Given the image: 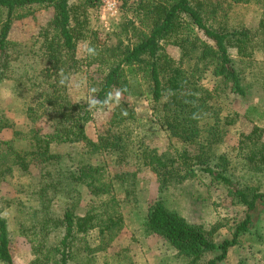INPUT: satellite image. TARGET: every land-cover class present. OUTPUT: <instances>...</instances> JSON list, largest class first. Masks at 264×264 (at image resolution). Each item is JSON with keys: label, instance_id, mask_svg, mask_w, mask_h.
Here are the masks:
<instances>
[{"label": "trees", "instance_id": "16d2710c", "mask_svg": "<svg viewBox=\"0 0 264 264\" xmlns=\"http://www.w3.org/2000/svg\"><path fill=\"white\" fill-rule=\"evenodd\" d=\"M92 1L83 0L84 9ZM128 1L122 0V4L126 6ZM250 2L261 9L255 33L226 18V10L232 5ZM32 6L52 7L51 19L30 41L13 42L8 38L13 20L31 14ZM76 9L74 0H0V80H23V86L32 92L23 126L0 114V133L6 128L11 130V136L0 138V181L13 170L28 174L30 165L38 163L33 190L37 200L35 218L22 232L36 254L31 264H71L77 260L89 263L93 259L91 252L104 250L123 225L113 193L117 185L109 180L107 168L90 160L70 167L64 161L65 155L54 151L60 145L82 142L90 158L106 152L120 164L126 163L128 154H135L129 136V125L136 123L135 111L127 101L120 100L114 106L107 131L93 141L86 134V124L95 110H88L87 99L73 102L68 95L70 75L79 64L76 45L84 36ZM137 9L136 21L129 19L131 33L125 43L119 39L115 45L103 44L101 48L90 43L98 54H88L87 65L93 62L104 69L93 71L89 88L97 90L95 98L99 101L115 89H126L123 97L144 94L168 138L183 145L166 159H155L146 148L136 155L141 164L155 173L160 190L192 179L200 171L221 184L234 204L245 208V217L236 224L232 238L215 241L207 229L170 209L162 197L148 207L146 233L162 237L189 264H217L248 230L256 206L261 204L264 208L261 127L254 125L239 136L237 149L245 167L241 179L235 181L226 169L210 163L211 145L222 140L226 127L238 118L237 113L225 107L224 94H245L238 62L229 48L236 47L240 62L252 57L256 48L264 51V0H139ZM167 44L180 49L176 61L167 53ZM207 71L215 78L211 88L201 81ZM43 118L50 126L47 132L36 127ZM140 166L137 164V168ZM115 177L120 182L127 180L122 172ZM82 187L90 194V203L79 215L75 212L74 194ZM61 199L64 205L55 210L53 201ZM95 229L99 245L91 248L85 236ZM56 231L58 240L50 241ZM208 254L211 257L205 259ZM0 264H14L1 207Z\"/></svg>", "mask_w": 264, "mask_h": 264}, {"label": "rangeland", "instance_id": "374dc122", "mask_svg": "<svg viewBox=\"0 0 264 264\" xmlns=\"http://www.w3.org/2000/svg\"><path fill=\"white\" fill-rule=\"evenodd\" d=\"M138 1L129 0L125 6L122 0H94L92 5H87L84 9L83 0H74L78 18L84 26V36L77 42L75 57L79 64L70 75L67 86L68 95L73 102H82L88 98L89 80L93 71L100 72L104 69V66L93 62L87 65V48L90 43L97 44L100 48L103 44L115 45L119 39L125 43L131 33L129 19H137ZM30 11L31 14L13 20L8 32V38L13 42L30 41L53 15L52 7L32 6ZM226 12V18L233 25L238 24L249 28L252 33L256 32L261 16L258 4L238 3ZM197 33L205 38L200 30ZM166 51L175 61L180 56V49L175 45L167 44ZM229 53L238 62L237 68L242 76L245 94H224L225 107L237 113L238 118L226 127L222 140L211 145L210 163L226 169V173L237 181L245 175L244 162L237 149L240 134L248 133L256 125L263 129L264 140V51L256 48L252 57L242 58L243 62H240L236 47H230ZM129 77L133 80L134 76ZM201 81L208 88L215 84V78L208 71ZM31 100L32 92L23 86V80H0V114L16 125L23 126L26 123L25 110ZM120 100L127 101L128 106L134 109L136 121L135 126L129 125V136L135 154H128L125 164L118 163L113 154L106 152L90 158L86 153L87 146L82 142L54 148V151L65 155L64 161L70 167L82 160L101 163L108 170L109 180L117 185V188L113 186V193L119 203L123 225L104 250L91 252L90 257L93 259L86 264H189L162 237L154 233L148 234L144 230L147 209L157 197H162L170 209L177 211L187 221L207 229L215 241L231 239L236 224L244 219L246 210L233 203L221 184L213 182L200 171L192 179L160 190L155 173L148 165L141 164L136 155L142 148H146L155 159H166L172 157L175 150L181 149L183 145L177 139L168 138L155 120L144 94L128 97L122 95ZM115 105L93 111L92 120L86 124V134L91 140L96 141L99 134L107 131ZM36 127L41 132H47L50 128L44 118L36 123ZM9 136L11 130L8 128L0 133L1 139ZM141 140L143 143H140ZM139 163L142 166L137 168ZM121 172L127 178L122 179V182L115 177ZM37 175L38 163L34 161L28 174L13 170L0 181V207L7 221L14 264H31L36 257L31 242L22 232L32 225L35 218L37 200L33 190ZM76 195L75 212L82 215L89 208L90 194L82 187L78 188L74 196ZM63 200H54L53 208L59 210L64 205ZM57 233L58 231L50 241L58 240ZM85 241L89 247H97V230L90 231L85 236ZM210 257L211 254H208L205 259ZM71 264L84 263L77 260ZM217 264H264V208L261 204L251 212L248 230L239 236L237 243L229 248L225 259Z\"/></svg>", "mask_w": 264, "mask_h": 264}, {"label": "clouds", "instance_id": "9594fccd", "mask_svg": "<svg viewBox=\"0 0 264 264\" xmlns=\"http://www.w3.org/2000/svg\"><path fill=\"white\" fill-rule=\"evenodd\" d=\"M87 53L90 56H96L97 50L95 47L89 46L87 48ZM64 83V79H61V84ZM95 88L89 89V96L87 98V105H88V110L93 111V110H98L100 108L108 107L112 104L119 105L120 99L122 97L123 91H126V89H117L115 92H109L106 95V98L103 101H99L95 98V93H96Z\"/></svg>", "mask_w": 264, "mask_h": 264}]
</instances>
